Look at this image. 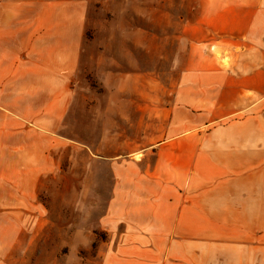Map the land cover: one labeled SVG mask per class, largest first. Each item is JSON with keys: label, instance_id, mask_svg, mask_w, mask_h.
<instances>
[{"label": "crops", "instance_id": "obj_1", "mask_svg": "<svg viewBox=\"0 0 264 264\" xmlns=\"http://www.w3.org/2000/svg\"><path fill=\"white\" fill-rule=\"evenodd\" d=\"M61 7L73 10L64 2L0 0V138L10 137V125L19 128L16 136L24 135L26 123L51 130L45 124L60 121L82 86L75 79L81 38L73 34L72 23L63 26L65 46L57 43ZM167 7L163 33L146 42L157 39L172 54L177 81L171 89L155 82L151 71L138 72L136 56L129 68L119 52L118 57L100 52L96 60L104 73L101 99L120 92L97 114L114 124L111 141L107 144L104 131V147L97 152L114 175L101 221L110 235H119L106 244L101 264H264L260 238L233 241L256 231L264 235V0H176ZM220 120L227 121L224 131L203 132ZM123 121L130 125L128 133L118 128ZM160 122L163 130L151 140L148 128ZM136 124H142L140 130ZM206 134L218 141L203 146ZM190 137L197 140L192 148L186 146ZM138 152L157 155L155 169H145L139 179L136 170H123L130 161L117 159ZM187 154L197 157L187 159ZM203 155L222 162L226 174L225 200L212 208L213 216L225 222L211 226H203L201 200L188 201L187 208L182 195L187 184L200 187L203 175L209 177ZM203 235L233 239L202 242Z\"/></svg>", "mask_w": 264, "mask_h": 264}, {"label": "rangeland", "instance_id": "obj_2", "mask_svg": "<svg viewBox=\"0 0 264 264\" xmlns=\"http://www.w3.org/2000/svg\"><path fill=\"white\" fill-rule=\"evenodd\" d=\"M14 1L64 2L73 9L61 7L57 10L58 24L62 26L57 43L65 46L62 40L63 28H66L63 26L66 21L72 23L73 34L81 38L78 44L80 65L75 79L81 82L77 85L82 86L75 91L74 100H70L60 121L45 124L51 130L26 123L24 135L16 136L13 131L19 128L10 125V137L0 138V264H101L106 244L116 242L119 235H110L101 221L113 194L114 175L109 162L101 159L97 152L104 147L101 139L104 131L107 144L111 141L108 134L114 131L110 129L114 124L104 123L97 114H103L100 106L104 101H111L120 92L101 99L103 84L99 77L104 73L98 72L96 60L100 52H110L115 57L119 52L122 63L127 64L123 67L129 68V59L136 56L138 72L151 71L155 82H162L171 89V83L177 81V73L171 65L172 54L162 50L157 39L150 41V45L146 40L148 36L163 33L165 9L168 2L176 0ZM165 90L162 88L163 97L167 95ZM157 93L160 95L161 91L155 89ZM172 93L170 91L169 96ZM58 102L63 104L62 99ZM110 110L106 109L107 115ZM226 122H213L205 126L203 132L224 131ZM117 125L118 128L121 125L122 132H129L128 123L123 121ZM136 125L140 130L142 124ZM163 125L161 122L151 124L148 130L153 131V135L149 139L155 140ZM205 136L202 139L205 147L218 141L210 135ZM195 141L187 138L186 146L192 148ZM206 156L213 157L212 154ZM156 157L151 152L148 155L138 152L120 155L117 159L125 164L130 161L123 170L132 174H135L132 170H136L135 177L139 179L145 169H155ZM189 157L197 156L187 154L186 158ZM211 160L201 156V164L209 171V177L206 179L203 175L200 185L196 184L200 187L187 184L182 194L187 208L193 200H201L203 226L225 222L216 219L212 212L217 201L225 200L226 174L222 170L225 166L217 159ZM132 162L138 165L128 167ZM206 162H210L208 166ZM190 174L193 178L194 172ZM257 238L264 242V235H259L258 231L244 236L243 240L225 235H203L202 242L224 243L233 239L234 242L257 243Z\"/></svg>", "mask_w": 264, "mask_h": 264}]
</instances>
